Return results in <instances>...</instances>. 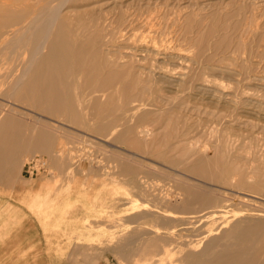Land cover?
<instances>
[{
	"label": "rangeland",
	"instance_id": "obj_1",
	"mask_svg": "<svg viewBox=\"0 0 264 264\" xmlns=\"http://www.w3.org/2000/svg\"><path fill=\"white\" fill-rule=\"evenodd\" d=\"M46 1L32 0L31 5L44 6ZM103 1L95 5L102 6L103 12L92 19L80 15L92 7L64 10L63 15L71 20L65 35L87 45L91 22L100 19L98 22L109 25L128 15L125 34L115 38L104 57L109 69L123 73L129 69L122 84L117 83L107 94H73L66 99L68 110L62 99H49L44 105L37 93L0 84V165L18 162L19 167L18 176L14 169L11 181H0V264H99L111 260L112 264H151L153 251L165 247L150 238L160 225L187 229L189 235L192 227L187 223L198 214L203 217L197 220H205H200L201 226L209 219L205 228L209 223L210 227L216 225L208 215L218 206L251 209L264 216V0ZM23 4V0H13L0 7L9 11ZM133 15L140 16L135 19ZM7 23L0 17V55L2 44L10 38H6L10 33ZM81 24L89 28L80 31ZM12 27L11 31L17 28ZM79 31L82 34L74 36ZM91 55L88 45V73L95 64ZM98 100L106 107L98 106ZM41 142L50 143L51 150H38ZM36 155L48 159L53 170L50 177L23 176L25 163ZM150 183L165 194L176 195L175 205L191 192L204 205L194 210L196 214L163 212L152 199L159 192L146 187ZM172 216L178 222L167 218ZM179 216L186 220L184 226ZM130 217H134L132 223ZM162 230L160 235L168 233ZM187 238L181 240L189 245L192 238ZM187 245L180 246L167 264H195L199 257ZM157 255L153 264L160 262L161 253ZM262 256L264 261V253Z\"/></svg>",
	"mask_w": 264,
	"mask_h": 264
},
{
	"label": "bare ground",
	"instance_id": "obj_2",
	"mask_svg": "<svg viewBox=\"0 0 264 264\" xmlns=\"http://www.w3.org/2000/svg\"><path fill=\"white\" fill-rule=\"evenodd\" d=\"M1 1H2V3L8 4V1L11 2L13 0H1ZM1 1H0V5L2 4ZM23 1H24V4L19 6V7H16L15 10L6 11V10H3L2 7H0V17H1V19L7 20L8 23L6 25L5 24L4 25L9 26V28H10V30H7L10 33H8L6 35V38L8 35H10V38H8V41L6 43L2 44L3 48L1 47L2 49H1L0 57H2V58L0 60V82H1L0 84H2V86L13 85L14 89L16 87L17 90L32 91L34 93H37V94H39V96H40L39 98L41 99V102L44 105H46V100L56 99V98L62 99L65 101V102H63L65 109H67L70 106L67 104L66 99H68V97L73 96V94H74V96L79 95V94L83 96L84 94H86V92H89V91H91V93H95V94H97V93L107 94L109 91H112V89L115 85L117 87L119 82H121L122 78L125 77L124 73H126L129 69L127 71H125L124 73L122 70L112 69L113 67L109 69L108 68L109 64H107L106 63L107 61L105 60V58L108 57L106 55V51H108L107 48H109V46H111L112 44H115L114 40L116 37H118V36L122 37V35L125 34L122 32L124 31V26L125 27L127 26L126 18L128 17V15H121L120 18H117L116 17L117 15H115V17L118 20H115V22L110 23L109 25L107 23H104V22L100 23V22H98L100 19L99 20L96 19L97 20L96 22L95 21L91 22L92 24L88 25V26H90V28L92 27L91 29H93V31L89 34L88 44L87 45L77 44L76 42L71 40L70 35H68V36L65 35L66 34L65 31L67 30V26H69V22L71 20L67 19L66 16L63 15L64 10L69 9V10L78 12L83 8L92 7L90 10H85L83 13L80 14L82 17H89L92 19L95 16L98 17L100 15V13L103 12L102 6L101 7L95 6V5H98L100 3L99 0H49L50 2L48 0H47L48 1L47 2L45 0L46 1L45 3H47V4H44V6H35V7L31 5L32 0H23ZM105 1H109V0H104L103 2H105ZM60 4H62V5H60ZM105 6H107V5H103V7H105ZM115 6H117V5H115ZM106 9L107 8H105V11H106ZM80 15H78V16H80ZM140 15H142V14L140 13ZM140 15H138V16H140ZM135 16H134V18H135ZM138 16H136V18H138ZM115 17H114V19H115ZM143 17L144 16H142L141 18H143ZM129 20H130V18H129ZM140 22H141V20H140ZM146 22L148 23V21H146ZM143 23H144V21H143ZM16 26H17V28L15 30L11 31V27L14 28ZM86 26H87L86 24H81L80 31L84 30L85 28H89L88 26L87 27ZM2 30H4V29H2ZM134 30H135V28H134ZM80 31H79V33L74 34V36L77 35L79 37L82 34V32H80ZM136 34H137V31H136ZM132 36L133 35H131V37ZM140 36H142V35H140ZM134 37H136V36H134ZM151 37H153V36H151ZM151 37L149 35V38L148 37L147 38L150 39ZM6 38H2V41ZM124 39H126V38H124ZM137 39H138V37H137ZM118 40H122V39H118ZM139 40H138V43L140 42ZM155 40L156 39H154L153 41H155ZM172 40L174 41L175 39H172ZM4 41H6V40H4ZM144 41H146V40H144ZM174 42L172 43L171 46L174 45ZM132 43H134V42H132ZM156 43H155V45H156ZM148 44H150V43H148ZM164 44H165V42H164ZM88 45L92 47V55L90 56V58L95 63L94 67H93V71L90 73L86 72L87 71V63L85 60L86 59L85 55H87V53H88ZM142 45H143V43L141 44V47H143ZM155 45H153L152 47H155ZM137 46H138V44H137ZM146 46L149 47L150 45L149 46L146 45ZM156 47H158V45ZM162 48H164V47H162ZM165 48H166V46H165ZM167 48H168V46H167ZM175 48H177V47H175ZM181 48H183V47H181ZM136 49H137V47L135 48V50ZM154 50H155V52L157 51L156 48ZM170 51H172V50H170ZM180 51H181V49H180ZM159 52H161V50ZM174 52H176V51H174ZM152 53H149V54L151 55ZM161 53H160V55H161ZM164 53H166V52H164ZM191 53H189V54H191ZM146 54L147 53H145V55ZM153 54H156V53H153ZM171 54H173V52H171ZM145 55H144V57H145ZM156 55H158V54H156ZM169 57H170V55H169ZM188 57H189V55H188ZM164 58H166V56ZM178 58L180 59V57H178ZM201 58H200V60H201ZM119 59H120L119 61H121L120 57H119ZM160 59H161V57H160ZM162 60H163V57H162ZM124 61H125V59H124ZM132 61H133V59H132ZM165 61H167V60L165 59ZM92 64H93V62H92ZM201 64H203V61ZM171 65H174V63H171ZM189 66H190V64H189ZM160 68H163V66ZM199 69H201V68H199ZM199 69H198V71H199ZM143 70L145 71V69H143ZM177 70H176V72H177ZM153 71H155V70H153ZM165 71H166V69H165ZM185 73H186V71H185ZM199 73H200V71H199ZM194 74H197V72H195ZM126 75H127V73H126ZM178 78L180 79L181 77H178ZM194 78H196V77H194ZM173 79H174V77H173ZM195 80L196 79H194V81ZM197 80H196V82H198ZM127 83H129V82H127ZM121 84H122V82H121ZM152 84H155V83L153 82ZM150 85H151V83H150ZM10 88H12V87H10ZM1 89H3V88H1ZM14 92L16 94L15 90H14ZM10 93H12V92H10ZM11 95H13V94H11ZM35 98H37V97H35ZM72 99H73V97H72ZM35 101H37V100H35ZM74 102H75V100H74ZM96 102H98V106L100 105L102 108L106 107V103L104 104V103L100 102L99 100ZM74 106H75V104H74ZM36 108H37V106H36ZM148 108H151V107H148ZM3 109H2V111H3ZM45 109L47 110V108H45ZM45 109H43V110H45ZM141 109H144V107ZM53 110H54V107H53ZM156 110H157V108H156ZM61 111H59V112H61ZM81 112H83V110ZM152 112H154V111H152ZM3 113H5V112L3 111ZM121 113H123V112H121ZM0 115H1V111H0ZM75 115H78V114H75ZM81 115L83 116V114H81ZM126 115H127V113H126ZM1 116H3V115H1ZM73 118H75V117H73ZM78 123H79V121H78ZM100 125L102 126V124H100ZM104 125H105V123H104ZM114 125H116V124H114ZM12 126L13 125H11V127ZM84 126H86L85 123H84ZM96 127H99V126H96ZM8 129H10V128H8ZM20 130H21V128H20ZM26 130H24V131H26ZM121 130H123V129H121ZM16 132H18V131H16ZM21 132H22V130H21ZM148 132H149V130H148ZM19 134H22V133H19ZM26 136H27V134H26ZM105 136H106V133H105ZM13 137H14V135H13ZM43 137H45V136L43 135ZM6 138H7V136H6ZM20 138L24 139L25 137H20ZM40 141H41V139H40ZM44 141L49 142V140L46 141V139ZM45 142L44 143L41 142L39 146L37 145L38 146L37 149L40 151L49 152L51 150L50 149L51 145H50V143H45ZM29 150H30V148L27 149L25 151V153H28ZM9 151H11V150H9ZM205 151H207V150H205ZM19 153H21V151ZM14 154L15 153H12V154L10 153L9 156H13ZM218 155H219V153H218ZM199 156H201V153L199 154ZM197 157H198V155H197ZM15 164H16V162H15ZM199 164H201V162ZM219 169H220V167H219ZM150 170H152V169H150ZM173 171H175V170H173ZM155 172H158V171H155ZM162 176H161V178H162ZM167 176H171V175H167ZM176 177H178V176H176ZM180 186H181V184H180ZM146 187L155 188V191H152V192H156V191L159 192L158 194L154 193L153 194L154 197L152 199H154L155 201H157L159 203V206L157 208H159V210H161L163 212L166 211V213L169 212V213L173 214V213L177 212L178 210H184L186 212H188V211L193 212L199 206L204 205L202 198L199 196L198 199H196L195 194L192 192L190 194H188L187 198L184 197V200H182L181 203H179L178 205H175L176 203L175 204L173 203V201H174L173 198L176 195H174L172 193L165 194L163 192L164 190L161 191V190H159V188L157 189L156 185H154L152 183L147 184ZM184 189H186V188H184ZM179 198L181 199L182 197H179ZM176 199H178V197ZM208 204H209V202H208ZM218 207L219 208H215V210H214V208H212L213 211L210 210L212 212L208 211V212H210L208 216L214 217L213 219H215L217 221V224L212 225V227L209 226L211 224V223H209L208 228H205L206 224L208 222H210L209 221L210 217L208 218L209 219L208 222L207 221L205 222L206 223L205 225L203 223V225L205 227L201 226L200 225V224H202L201 222L205 221V220H203V219H200L202 221L197 220L199 218H196V217H201V218L203 217V216H199V214L196 215V217H195L196 219L191 218L192 221H189V220H188L189 222L187 221L188 222L187 224L192 227V230H190L191 233L189 234L190 236L185 234V232L186 233L189 232V231H187V229H185V230L184 229H182V230L178 229L179 230L178 231V230H175V227H172V226L169 227L168 224L158 226L156 228V231H153L151 233L152 236L150 238L157 239L160 242V245H164L166 248H169V246H172V248H174V251H171V250L167 251V250H165V247L162 246L161 251L157 248L153 251L154 252L153 256H155V259H157L156 255L158 253H161V256H160L161 258L159 257L160 258L159 264L170 263V261L172 260L171 256L176 255V253L178 252L177 249H181V248H179L180 246L187 245L186 242H185V244H183L184 241H182V240H185L182 238H187V237L189 238V240H190V238H192L191 239L192 241L191 242L189 241L190 243L187 246H189L192 249V251L194 250L195 256L199 257L198 260L197 259L194 260L195 256H194V258H192V261L197 260V262L195 264H264V261H262V257H263L262 255L264 253V216L259 215L258 212L256 213L251 209L247 210V211H243V210H231V209H228L227 207H221V206H218ZM166 208L171 209V210H167ZM180 213H182V212H180ZM195 214H196V212H195ZM205 214L207 215L206 212H205ZM262 214H264V213H262ZM173 216H175V215H173ZM173 216L167 217V218H171V221H177V219ZM191 216H193V215H191ZM162 218H164V217H162ZM177 218L178 219L181 218V221H183L182 219L186 218V216L184 217V215H183V218L180 216ZM187 218H189V217H187ZM211 220H212V218H211ZM129 221L132 223L134 221V217H130ZM184 222H186V220L183 221V223ZM185 224L186 223H184L183 226ZM162 229L168 231V233L164 236L160 235V232L162 233V231H163ZM160 230H162V231H160ZM194 232H196L197 234H194ZM191 234H192V236H191ZM149 243H150V241H149ZM131 245H132V242H131ZM131 245H129V246H131ZM187 246H186V248H187ZM183 248L185 249V247H183ZM146 251L147 250L143 251L144 255L146 254ZM180 252H183V250L182 251L180 250ZM183 253H185V252H183ZM178 254H180V253H178ZM190 255H192V254H190ZM158 256L159 255H157V257ZM181 258H182V256H181ZM151 259H150V263H151ZM155 259H152V260L155 261ZM189 260H186V261L189 262ZM154 261H152L151 264H153ZM186 261H185V263H186ZM154 263H157V262H154ZM189 264H191V262H189Z\"/></svg>",
	"mask_w": 264,
	"mask_h": 264
},
{
	"label": "built area",
	"instance_id": "obj_3",
	"mask_svg": "<svg viewBox=\"0 0 264 264\" xmlns=\"http://www.w3.org/2000/svg\"><path fill=\"white\" fill-rule=\"evenodd\" d=\"M52 173L53 170L48 159L40 155L30 158L23 167V176L26 179L50 177Z\"/></svg>",
	"mask_w": 264,
	"mask_h": 264
},
{
	"label": "crops",
	"instance_id": "obj_4",
	"mask_svg": "<svg viewBox=\"0 0 264 264\" xmlns=\"http://www.w3.org/2000/svg\"><path fill=\"white\" fill-rule=\"evenodd\" d=\"M17 154V153H16ZM18 155V154H17ZM13 163H11L12 165ZM10 164H2L0 165V181H4V180H7V181H11L12 180V176H13V172L11 171H14V169L16 170L14 173L18 176L19 175V167H18V162L15 164H13L11 166ZM15 165V166H14ZM10 173V174H9ZM112 261V260H111ZM111 261H102L100 262L99 264H112Z\"/></svg>",
	"mask_w": 264,
	"mask_h": 264
}]
</instances>
